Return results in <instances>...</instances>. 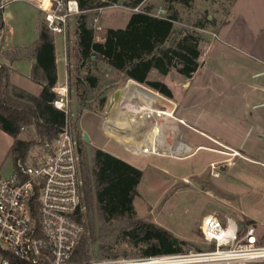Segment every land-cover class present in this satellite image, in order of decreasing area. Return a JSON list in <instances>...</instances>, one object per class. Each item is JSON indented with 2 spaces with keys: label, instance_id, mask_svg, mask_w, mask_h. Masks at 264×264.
I'll list each match as a JSON object with an SVG mask.
<instances>
[{
  "label": "rangeland",
  "instance_id": "1",
  "mask_svg": "<svg viewBox=\"0 0 264 264\" xmlns=\"http://www.w3.org/2000/svg\"><path fill=\"white\" fill-rule=\"evenodd\" d=\"M231 1L190 0L186 5L176 0H144L138 7V10L159 16L176 12L174 32L167 45L187 33L198 37L199 66L191 77H184L177 68L166 74L153 68L149 73L150 79L165 82L177 96L185 95V91L194 86L203 87L197 122L181 123L174 136V142L182 134L192 143L188 151L177 154L179 158L134 153L137 149H125L123 143L105 134L101 121L111 117L114 93L128 80L122 71L108 67L105 61L94 56L89 60L79 58L75 18L66 34L68 121L79 143V177L83 160L90 162L95 145L128 157L143 170L133 201L136 216L170 230L173 238L181 241L182 251L203 245L200 224L207 213H216L221 218L233 216L241 224L252 219L259 228H264V73L252 75L254 69L264 70V0H251L246 4L239 0L236 5V8H245L247 15V22H236L231 18L235 21L230 28L231 37L238 39L239 44L224 42L221 30L217 36L219 27L226 21ZM232 8L234 10V6ZM4 10L6 27L1 40L5 44L20 42L21 34L25 33L26 40L33 41L37 24L43 22L41 10L25 0L13 1ZM95 10L92 24L95 39L101 42L105 40L108 28L126 27L133 11H137L124 4H109ZM55 38L62 57L63 37L55 34ZM87 76H96L95 86L90 84ZM103 96L107 98L104 104L101 103ZM175 116V121H180L177 112ZM123 120L121 116L114 118L120 124ZM34 131L33 126L29 130L25 128L20 137L30 138ZM86 131L91 140L85 139ZM203 145L223 152L199 148ZM42 149V145H33L26 162L33 163ZM223 160L230 162L226 169L222 166L213 169V162ZM5 173H12L11 164ZM90 210L84 206L82 220L86 230ZM109 236L105 240V253L111 255L90 259L144 256L140 254L143 245L135 246L118 233ZM252 264H264V261Z\"/></svg>",
  "mask_w": 264,
  "mask_h": 264
},
{
  "label": "trees",
  "instance_id": "2",
  "mask_svg": "<svg viewBox=\"0 0 264 264\" xmlns=\"http://www.w3.org/2000/svg\"><path fill=\"white\" fill-rule=\"evenodd\" d=\"M143 1L79 0L82 8H93L94 12L87 11L75 18L78 55L83 60L94 56L105 61L108 67L122 71L126 78L135 79L171 96L172 92L165 82L148 79L151 69L157 68L166 74L177 68L188 78L197 70L200 56L195 34L187 33L166 44L174 32L176 12L159 16L144 10L133 11L126 27H110L103 42L95 39L92 24L97 13L95 8L109 4L138 7ZM176 1L186 5L190 3V0ZM3 10L0 8V31L4 27ZM33 50L37 59L33 77L38 79V70L41 69L46 81L38 96L27 94L22 98L14 93L10 68L0 62V127L15 139L11 148L14 162L17 158L27 160L33 145L43 147L47 139H53L66 119L65 113L52 104L55 97L53 87L57 81L55 46L53 33L44 22H41L39 41ZM13 54L16 55L17 51ZM87 79L92 86L98 80L96 76H87ZM106 99L103 96L101 103L104 104ZM31 126L35 130L30 133L31 137H20L25 133V128L29 130ZM82 166L80 190L85 201L83 206L87 211L92 209V213L87 212V230L75 250L73 260L111 255L105 253V240L116 233L128 238L135 246L143 245L141 255L182 251V245L173 241L170 230L136 216L133 201L143 176L141 168L96 146L92 149L90 162L83 160ZM83 216L82 211L79 219H83ZM248 223H253V220L242 222Z\"/></svg>",
  "mask_w": 264,
  "mask_h": 264
},
{
  "label": "built area",
  "instance_id": "3",
  "mask_svg": "<svg viewBox=\"0 0 264 264\" xmlns=\"http://www.w3.org/2000/svg\"><path fill=\"white\" fill-rule=\"evenodd\" d=\"M13 1L16 0H0V8ZM25 1L41 10L44 24L53 34H61L65 43L71 20L93 9L82 8L79 0ZM54 92L52 104L66 115L57 135L45 141L33 163L17 158L11 174H0V264H252L264 261V228L254 222L241 224L233 216L221 218L216 213L202 217L203 245L198 249L73 260L86 231L84 221L79 219L84 209L79 143L68 121V85L55 86ZM180 122L185 123L183 119ZM141 152L154 154L148 145ZM229 164L228 160L216 161L212 167L220 169Z\"/></svg>",
  "mask_w": 264,
  "mask_h": 264
},
{
  "label": "crops",
  "instance_id": "4",
  "mask_svg": "<svg viewBox=\"0 0 264 264\" xmlns=\"http://www.w3.org/2000/svg\"><path fill=\"white\" fill-rule=\"evenodd\" d=\"M242 1L244 4H246V3L250 2L251 0H242ZM238 2H239V0H232L230 2L229 8L227 10V14L225 15L226 21H225V23H223L219 27V29L217 31V36L219 34V30H221L223 35L225 36V39H223L224 42H226V43L228 42L230 44L231 43L232 44H234V43L239 44L238 39L233 40L231 37L230 28H231L233 22H235V21L236 22H240V21L241 22H247V19H246L247 15L245 13V11H246L245 8H243V7L236 8V5L238 4ZM233 6H234V10H232ZM228 14H231V16L227 17ZM236 16H237V19H235ZM232 17L235 21H232V19H231ZM3 19H4V27L0 31V62L8 65V67L10 68V79H11L12 90L14 93L20 95L22 98L26 97L27 94L38 96L41 93L43 86L46 83V81L44 79V72L41 69L38 70V79H35L33 77V68L37 62L33 47L39 41L40 25H41L42 21H40L37 24V29L35 31L36 36H35L33 41H31V39H29V38H28V40H26V34L23 33L20 36L21 37L20 42L11 41L10 44H5V42L1 40L2 39L1 36H2L3 31L6 27L5 10H3ZM33 34H34V32H33ZM53 36H54V46H55V63H56V71H57V81H56L54 87L61 85V84H67L68 85L67 81L69 79V76H68L69 70H68L67 55H66V52L64 50V48H65L64 37L62 36L63 41H64V46H63V55L61 57L58 53V46H57L55 34H53ZM212 47H214V41L212 42ZM220 47H221V45H220ZM220 47H218V49H220ZM220 50H223V49L221 48ZM12 51L13 52L17 51V54L16 55L13 54ZM223 52L225 53V51H223ZM61 60L63 62L62 64L60 63ZM262 73H264V70H260V69L252 70V75H255V76H258L259 74H262ZM129 79L130 78H127V80H129ZM148 79L152 80L149 78V74H148ZM54 87H53V89H54ZM185 87H187V86H185ZM169 88L172 92L171 96L164 95L163 93H161L160 91H158L156 89H154V90L158 91L161 94H163L164 96L172 99V101L175 103L174 113L177 112L179 114V116L181 117L180 119H183V120L186 119L187 121L184 120L185 124H187L189 122V120L193 121V122H197L198 116H199L198 108L200 107L199 104H201L200 98H202L201 97V94H202L201 89H203V87L194 86L193 88L188 89V91H185L186 92L185 95L182 94L180 96L176 95L177 93H175V90L173 88H171L170 86H169ZM112 102H113V98H112ZM116 119H118V118H116ZM104 120L105 119H103L101 121V125L103 127V130H104V125H103ZM179 122L180 121L174 122L177 125V131L180 130V124L182 123V122H180V123ZM104 132H105V130H104ZM105 134L107 136H109L110 138H113L114 140L116 139V138L112 137L110 134H108L107 132H105ZM181 136H182V134H181ZM212 139H214V138H212ZM14 140L15 139L11 134L4 131L0 127V174H2V175H5L6 174L5 172H8V167L10 166V164H11V169L13 170L14 161H13V157H12V153H11V148L14 144ZM90 140H91V138H90ZM181 140H184V141L191 143V141L184 139L183 136L181 137ZM116 142H118V141H116ZM191 145H192V143H191ZM96 147H98V146H96ZM102 149H104V150H106V151H108V152H110V153L134 164V165H136L128 157L123 156L122 154L114 153V152H112L106 148H103V147H102ZM125 149H128V148H125ZM134 153L139 154V153H143V152H141V150L137 149L136 151H134ZM137 167H139V166H137Z\"/></svg>",
  "mask_w": 264,
  "mask_h": 264
},
{
  "label": "bare ground",
  "instance_id": "5",
  "mask_svg": "<svg viewBox=\"0 0 264 264\" xmlns=\"http://www.w3.org/2000/svg\"><path fill=\"white\" fill-rule=\"evenodd\" d=\"M114 100L112 117L105 119L104 130L125 148L143 150L144 145H148L151 153L179 158L177 154L192 147L181 139L174 142L178 131L172 99L131 78ZM119 116L124 119L122 124L114 121ZM199 148L223 152L205 145Z\"/></svg>",
  "mask_w": 264,
  "mask_h": 264
},
{
  "label": "water",
  "instance_id": "6",
  "mask_svg": "<svg viewBox=\"0 0 264 264\" xmlns=\"http://www.w3.org/2000/svg\"><path fill=\"white\" fill-rule=\"evenodd\" d=\"M130 79H131V78H130ZM121 89H122V88H119V89H117V90L115 91V93H114V97H115V96H118L119 91H120ZM84 137H85L86 140H90V137H89V135H88L87 132H84ZM221 168H222V169H226V166L223 165ZM173 241H174L176 244H179L177 238H173Z\"/></svg>",
  "mask_w": 264,
  "mask_h": 264
}]
</instances>
